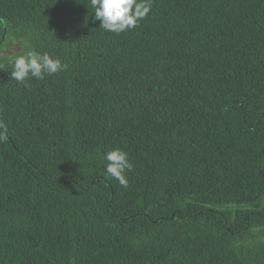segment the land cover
Masks as SVG:
<instances>
[{
    "label": "trees",
    "instance_id": "16d2710c",
    "mask_svg": "<svg viewBox=\"0 0 264 264\" xmlns=\"http://www.w3.org/2000/svg\"><path fill=\"white\" fill-rule=\"evenodd\" d=\"M93 12L0 0V264H264V0H153L119 35ZM28 48L66 69L17 83Z\"/></svg>",
    "mask_w": 264,
    "mask_h": 264
},
{
    "label": "clouds",
    "instance_id": "9594fccd",
    "mask_svg": "<svg viewBox=\"0 0 264 264\" xmlns=\"http://www.w3.org/2000/svg\"><path fill=\"white\" fill-rule=\"evenodd\" d=\"M94 10V21L105 32L117 35L133 30L145 20L153 7V0H90ZM11 78L17 83H25L29 78L42 80L45 76H53L66 69L60 58H54L48 52H38L28 48L22 54L9 57ZM0 142L7 141V126L0 122ZM104 171L107 176L119 182L123 188L128 187L126 173L133 169L128 153L120 148H112L104 152Z\"/></svg>",
    "mask_w": 264,
    "mask_h": 264
},
{
    "label": "rangeland",
    "instance_id": "374dc122",
    "mask_svg": "<svg viewBox=\"0 0 264 264\" xmlns=\"http://www.w3.org/2000/svg\"><path fill=\"white\" fill-rule=\"evenodd\" d=\"M17 48L18 49V45H10L9 49H14Z\"/></svg>",
    "mask_w": 264,
    "mask_h": 264
}]
</instances>
